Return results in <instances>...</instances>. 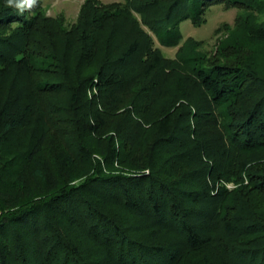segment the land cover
Segmentation results:
<instances>
[{"label":"trees","instance_id":"16d2710c","mask_svg":"<svg viewBox=\"0 0 264 264\" xmlns=\"http://www.w3.org/2000/svg\"><path fill=\"white\" fill-rule=\"evenodd\" d=\"M125 2L166 46L242 6L264 45V0ZM104 12L58 50L39 8L0 0V264H264V74L185 42L174 63L135 25L92 64Z\"/></svg>","mask_w":264,"mask_h":264},{"label":"rangeland","instance_id":"374dc122","mask_svg":"<svg viewBox=\"0 0 264 264\" xmlns=\"http://www.w3.org/2000/svg\"><path fill=\"white\" fill-rule=\"evenodd\" d=\"M37 8L42 13L41 24L44 22L43 24L49 27L47 29L51 31L55 41L58 40V42H55L58 50H62L61 46L65 42L63 40L64 36H68L74 30L80 31L82 27L79 24L84 21L85 12L99 15L105 13V10L107 11L108 15L101 20L100 28L95 30L97 34L93 33L92 38L97 41L95 44L98 47L93 52L92 64L97 60L95 57L99 58L102 55L103 48L100 45L103 40L101 38L102 35H108L112 31L113 33L110 36L112 42L119 43V40L123 39L122 36L127 35L131 26L135 25V29L138 26V29H143L150 35L153 49H156L162 57L174 60V63H178L177 53L185 42L186 44H191L196 53H201L208 62H249L261 74H264V45L244 41V37L238 27L244 16L252 12L242 6H232L222 2L213 3L203 12L204 21L201 24L195 25L189 19L182 20L179 25L182 41L175 46H166L159 43L158 38L142 25L140 16L129 8L125 0H39ZM58 30H66L67 35L56 33L55 31ZM98 36L100 37L99 39ZM86 42H91L90 38H87ZM75 44L76 42H72L73 48L76 46ZM72 51V53L76 52V50ZM70 60L72 66L75 65L73 54ZM169 69L166 68V71L168 72ZM185 69L184 67L183 70ZM49 99H54L59 103L64 100V95L55 93ZM63 116L64 114L60 113L57 117H62L63 119ZM226 186L230 190L235 187L232 182L227 183ZM252 201L256 208L264 210V194H256Z\"/></svg>","mask_w":264,"mask_h":264},{"label":"clouds","instance_id":"9594fccd","mask_svg":"<svg viewBox=\"0 0 264 264\" xmlns=\"http://www.w3.org/2000/svg\"><path fill=\"white\" fill-rule=\"evenodd\" d=\"M39 5V0H5V7L16 10L19 14L31 13Z\"/></svg>","mask_w":264,"mask_h":264}]
</instances>
